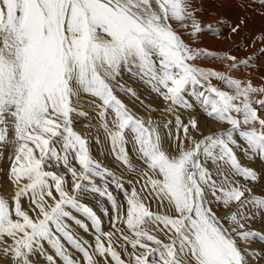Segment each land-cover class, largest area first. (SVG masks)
<instances>
[{
    "label": "snow or ice",
    "instance_id": "1",
    "mask_svg": "<svg viewBox=\"0 0 264 264\" xmlns=\"http://www.w3.org/2000/svg\"><path fill=\"white\" fill-rule=\"evenodd\" d=\"M202 14L203 0H0V172L11 186L0 264L261 258L250 245L264 233L249 225L264 219V170L251 166L264 162V82L235 73L264 46L245 58L201 47L205 27L218 32ZM201 115L222 127L206 134ZM81 118L95 121L103 159Z\"/></svg>",
    "mask_w": 264,
    "mask_h": 264
},
{
    "label": "rangeland",
    "instance_id": "2",
    "mask_svg": "<svg viewBox=\"0 0 264 264\" xmlns=\"http://www.w3.org/2000/svg\"><path fill=\"white\" fill-rule=\"evenodd\" d=\"M236 7L237 9L242 11L240 20L243 19L245 22V19L247 18H250V20H257L261 24V30L256 32L254 35V30L249 27L248 21L244 25H241V28L238 33H232L230 31V27L232 25L238 24L239 21L235 23V21L232 20L234 16L231 15L230 10L233 12ZM203 9L206 13L202 14L203 24L205 26L207 24L215 25L218 28V32L213 33L212 31H208L205 27L204 31L201 33L199 38V43L201 47L221 54L224 52L231 51V53L233 55H236L238 58H245L246 56L251 55L253 53L259 54L260 48L264 45H262L259 41H255V37L261 32H264V15H261V13L264 12V0H223L222 6L220 0H203ZM221 16L230 17L231 20L228 25H216L215 22ZM252 34L254 36H252ZM244 44H247L248 47H241L239 50H237L238 46ZM202 66L216 68L222 67L220 61L212 59L204 60L202 62ZM235 75L241 78H251L254 84H260L264 82V80H262V78H264V55H261L260 58L256 61L255 67L247 69L242 68L240 71L236 72ZM214 83L217 82L214 81ZM218 86L223 87L219 84ZM144 98L146 99V103H149L155 107L163 106L160 100L152 96H148L147 94H145ZM126 102L130 103L127 100ZM81 106H88V101L86 98H82ZM140 111L141 114H143V110L140 109ZM262 115H264V113H262ZM163 118L165 117H163L159 112L153 114L154 120H161ZM198 118L201 121V128L206 134L208 132L216 131L222 127V125H220L219 123L212 121L203 115ZM94 123V120L89 121L81 118L80 122H78L75 127L77 131L90 138V142L93 146V149L96 150L94 154L98 159H103L104 157L101 155V152L105 151V149L102 146L97 145L94 140H91L92 137L98 135L97 129L92 126ZM223 127H226V125ZM243 162L247 163L248 161L244 160ZM251 166L256 168L258 171L264 170V162H261L260 160L252 162ZM4 167L6 168L7 165L5 164ZM117 174L120 173L117 172ZM0 179H2V183H4L6 187L4 190L0 191V195H4L9 192L10 185L7 178L3 175L2 172H0ZM254 192L258 195H264V186H258L254 188ZM249 227L251 230H256L264 233V219L257 217V219L253 221L249 225ZM107 229L108 225L107 223H105V230ZM78 231H80V234L84 237V239H87L89 241L93 240L92 235L84 234L82 230L79 229ZM250 248L261 252V258L253 261V264H264V244L260 243L259 241H256L250 245Z\"/></svg>",
    "mask_w": 264,
    "mask_h": 264
},
{
    "label": "bare ground",
    "instance_id": "3",
    "mask_svg": "<svg viewBox=\"0 0 264 264\" xmlns=\"http://www.w3.org/2000/svg\"><path fill=\"white\" fill-rule=\"evenodd\" d=\"M233 2V1H232ZM235 3V2H234ZM238 5V4H237ZM239 7V6H238ZM258 7V6H257ZM241 8V7H240ZM254 9V8H253ZM243 10V9H242ZM245 12V11H244ZM243 12V13H244ZM230 13H231V15L232 16H234L233 17V19L232 20H234L235 21V23H237L238 21L240 22V18H241V13H242V11L241 10H239V9H237V7L233 10V12L230 10ZM232 18V17H231ZM231 20V19H230ZM246 20V22H248L249 23V27H251V29L252 30H254V35H255V33L256 32H258L259 30H261V28H260V26H261V24L257 21V20H250V18L248 19H245ZM260 33V32H259ZM253 34H252V36H254ZM217 46V45H216ZM205 64V63H204ZM248 163V162H247ZM2 178V177H1ZM0 186H2V187H0V191H2V190H4L6 187H5V184L4 183H2V179H0ZM11 191V186H10V190H9V192ZM264 194V193H263Z\"/></svg>",
    "mask_w": 264,
    "mask_h": 264
}]
</instances>
